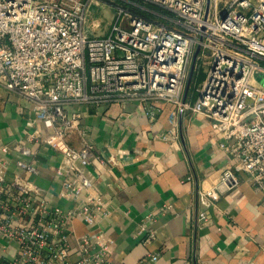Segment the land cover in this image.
I'll list each match as a JSON object with an SVG mask.
<instances>
[{
  "label": "built area",
  "instance_id": "2783aa9c",
  "mask_svg": "<svg viewBox=\"0 0 264 264\" xmlns=\"http://www.w3.org/2000/svg\"><path fill=\"white\" fill-rule=\"evenodd\" d=\"M142 1L153 8H119L99 36L100 22L88 17L103 0H0V89L32 108L24 136L0 140V264H115L105 229L112 211L89 175L97 146L82 107L135 102L154 120L162 103L172 104L173 141L188 112L220 133L232 164L215 184L200 185L198 224L242 173L264 195V0ZM46 150L59 158L50 187L37 182ZM146 233L145 245L158 237ZM166 250L133 264H160Z\"/></svg>",
  "mask_w": 264,
  "mask_h": 264
},
{
  "label": "crops",
  "instance_id": "0c3cea01",
  "mask_svg": "<svg viewBox=\"0 0 264 264\" xmlns=\"http://www.w3.org/2000/svg\"><path fill=\"white\" fill-rule=\"evenodd\" d=\"M173 107L162 103L154 120L135 102L82 107L83 124L97 146L89 175L112 211L105 223L112 260L133 264L148 251L165 247L160 264L189 258L193 264H264V195L245 174L237 187L207 209L208 221L198 224L197 191L200 185L219 180L222 169L232 164L231 155L220 147V133L191 112L180 116V135L173 141L169 134ZM31 115L26 99L0 89L1 141L12 145L24 136ZM73 141L77 145L76 136ZM58 159L47 150L38 157L37 182L43 187L52 185ZM75 226L78 232L85 229L81 222ZM150 229L158 237L145 245Z\"/></svg>",
  "mask_w": 264,
  "mask_h": 264
},
{
  "label": "rangeland",
  "instance_id": "374dc122",
  "mask_svg": "<svg viewBox=\"0 0 264 264\" xmlns=\"http://www.w3.org/2000/svg\"><path fill=\"white\" fill-rule=\"evenodd\" d=\"M105 4L103 3L101 6L94 7L92 15L89 18V20L96 19L100 22V27L96 30V34L101 36L107 33L110 29L111 23L115 20L116 16V10L119 8H123L125 10L129 11H136L139 12L140 7L137 5H134L133 2L145 6V7H152V5H148L142 0H103ZM153 8V7H152ZM155 11H159L158 9H154ZM206 66L201 65L200 67V73L198 75L197 82L200 83L201 80L204 78Z\"/></svg>",
  "mask_w": 264,
  "mask_h": 264
},
{
  "label": "water",
  "instance_id": "95a60500",
  "mask_svg": "<svg viewBox=\"0 0 264 264\" xmlns=\"http://www.w3.org/2000/svg\"><path fill=\"white\" fill-rule=\"evenodd\" d=\"M198 52H199V47H197V49L195 50L194 56H193V62H192L191 70H190V75H189V78H188V81L186 84V88H185L184 99L187 96L189 88H190L192 75H193V71H194V66H195V61H196V57H197Z\"/></svg>",
  "mask_w": 264,
  "mask_h": 264
},
{
  "label": "trees",
  "instance_id": "16d2710c",
  "mask_svg": "<svg viewBox=\"0 0 264 264\" xmlns=\"http://www.w3.org/2000/svg\"><path fill=\"white\" fill-rule=\"evenodd\" d=\"M196 79L199 80V79H198V76L196 77ZM197 80H196V81H197Z\"/></svg>",
  "mask_w": 264,
  "mask_h": 264
}]
</instances>
